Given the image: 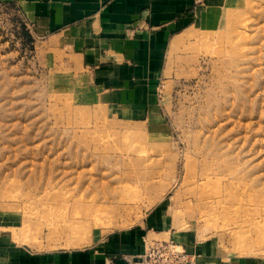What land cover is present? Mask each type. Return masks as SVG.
I'll return each instance as SVG.
<instances>
[{"label": "rangeland", "instance_id": "1", "mask_svg": "<svg viewBox=\"0 0 264 264\" xmlns=\"http://www.w3.org/2000/svg\"><path fill=\"white\" fill-rule=\"evenodd\" d=\"M224 7L171 42L151 113L116 119L0 0V264L84 248L159 205L168 223L143 247L180 230L264 259V0Z\"/></svg>", "mask_w": 264, "mask_h": 264}, {"label": "crops", "instance_id": "2", "mask_svg": "<svg viewBox=\"0 0 264 264\" xmlns=\"http://www.w3.org/2000/svg\"><path fill=\"white\" fill-rule=\"evenodd\" d=\"M9 1L34 35L81 66L105 112L125 119L151 113L154 84L161 79L171 42L187 29L204 30L212 19L220 20L226 0ZM162 210L159 205L138 225L112 231L84 248L35 254L24 247L21 256L10 250L7 264H125L143 253L147 229L166 226ZM169 236L195 256L196 264H264L262 258L220 253L213 241L189 232L176 230Z\"/></svg>", "mask_w": 264, "mask_h": 264}, {"label": "built area", "instance_id": "3", "mask_svg": "<svg viewBox=\"0 0 264 264\" xmlns=\"http://www.w3.org/2000/svg\"><path fill=\"white\" fill-rule=\"evenodd\" d=\"M125 264H196L195 256L185 246L173 240H149L137 258L129 257Z\"/></svg>", "mask_w": 264, "mask_h": 264}, {"label": "bare ground", "instance_id": "4", "mask_svg": "<svg viewBox=\"0 0 264 264\" xmlns=\"http://www.w3.org/2000/svg\"><path fill=\"white\" fill-rule=\"evenodd\" d=\"M94 232H95V233H94V236H93L94 238H93V237H92V238L95 240V239H97V238L99 237V233H97V232H100V231H99L98 229H95ZM13 235H14V234H13ZM15 235H16V234H15ZM15 235H14V236H15ZM95 235H96V236H95ZM15 237L17 238V236H15ZM93 239H92V240H93Z\"/></svg>", "mask_w": 264, "mask_h": 264}]
</instances>
